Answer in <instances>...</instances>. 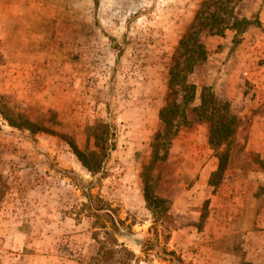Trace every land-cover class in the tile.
<instances>
[{
  "label": "rangeland",
  "instance_id": "rangeland-1",
  "mask_svg": "<svg viewBox=\"0 0 264 264\" xmlns=\"http://www.w3.org/2000/svg\"><path fill=\"white\" fill-rule=\"evenodd\" d=\"M0 181V264H264V0H0Z\"/></svg>",
  "mask_w": 264,
  "mask_h": 264
},
{
  "label": "trees",
  "instance_id": "trees-1",
  "mask_svg": "<svg viewBox=\"0 0 264 264\" xmlns=\"http://www.w3.org/2000/svg\"><path fill=\"white\" fill-rule=\"evenodd\" d=\"M218 33V32H217ZM196 33L191 32L189 34H186L185 36L181 37V39L179 40L178 43V48L183 49V51L185 52L187 47L190 49L189 51L192 53V57L190 58L192 61H196V60H202L203 57L205 56V51L202 48V46H199L198 44L194 47L193 45H189L188 42L190 40H195ZM193 46V48H192ZM169 94L170 95H174L176 94V90H173L171 87L173 83V78H174V74L172 72V69H169ZM177 75L175 74V77ZM171 88V89H170ZM183 99H185L183 97ZM180 106L179 104H177L175 102L174 99L171 100H165V104L164 106L159 110L158 112V119L160 120L161 124H163V132L166 133L167 128L170 126L171 121L176 117L177 112L179 110ZM234 118L233 117H228L227 118V122H225L224 124L218 122V123H211V129L209 130V138L211 141H213V146L218 149L220 148V146L222 145V141H223V137L227 134V133H232L234 131L235 125L232 126V128H230L229 123L230 121L232 122ZM215 136V137H214ZM213 137V138H212ZM225 151L222 150L219 154L223 153ZM218 154V155H219ZM220 156V155H219ZM1 181H0V201L2 199V186H1ZM121 250H123L125 253L130 254L127 250H125L123 247H121Z\"/></svg>",
  "mask_w": 264,
  "mask_h": 264
}]
</instances>
